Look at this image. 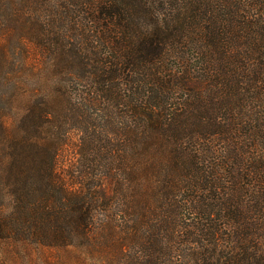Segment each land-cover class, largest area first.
<instances>
[{"label": "trees", "instance_id": "16d2710c", "mask_svg": "<svg viewBox=\"0 0 264 264\" xmlns=\"http://www.w3.org/2000/svg\"><path fill=\"white\" fill-rule=\"evenodd\" d=\"M42 250L264 264V0H0V264Z\"/></svg>", "mask_w": 264, "mask_h": 264}, {"label": "rangeland", "instance_id": "374dc122", "mask_svg": "<svg viewBox=\"0 0 264 264\" xmlns=\"http://www.w3.org/2000/svg\"><path fill=\"white\" fill-rule=\"evenodd\" d=\"M77 143H78V138H74L72 144L67 148L66 154L64 157H62V163L63 166H70L76 161V153L78 151L77 148ZM56 251H48V250H42V251H37L36 253H33L31 256V263L33 264H57L55 263V258H56ZM26 264V263H23ZM60 264H83V262H77V261H72L65 262V263H60Z\"/></svg>", "mask_w": 264, "mask_h": 264}]
</instances>
